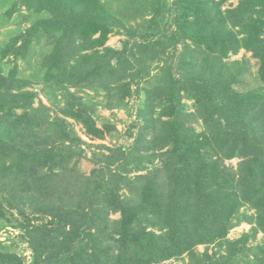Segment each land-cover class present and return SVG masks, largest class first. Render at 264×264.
I'll use <instances>...</instances> for the list:
<instances>
[{"label":"trees","instance_id":"obj_1","mask_svg":"<svg viewBox=\"0 0 264 264\" xmlns=\"http://www.w3.org/2000/svg\"><path fill=\"white\" fill-rule=\"evenodd\" d=\"M227 1L0 0V264H264V0Z\"/></svg>","mask_w":264,"mask_h":264},{"label":"rangeland","instance_id":"obj_2","mask_svg":"<svg viewBox=\"0 0 264 264\" xmlns=\"http://www.w3.org/2000/svg\"><path fill=\"white\" fill-rule=\"evenodd\" d=\"M146 1L148 4L152 2V0H144ZM171 1V0H169ZM238 0H229L227 1V3H225L224 8L228 5V4H233L236 5ZM7 7V5H5V3L0 4V16L1 14L4 12L5 8ZM14 19L12 18L8 24H2L0 26V44L1 42L5 41V39H7V37H9V33L14 30L16 28L15 24L13 23ZM124 40L123 37L121 36H109L108 41L106 42L107 46H110L114 49H121L122 47V41ZM242 57L246 58L249 60L250 62V73L245 75L244 79H243V83L238 84L235 86V88L239 91H245L248 90L250 88H253L255 86H257L258 80L256 78V70H257V61L253 58L250 57L249 53H245L244 51H240L236 56L231 57L230 60H240ZM38 58L36 59H32L31 63L34 64L35 61H37ZM19 70L20 71H25L26 75H28L30 73V69L28 68H24V65H20L19 64ZM91 94V93H90ZM39 100H41L42 102H44L45 104H47L46 99L43 96H39ZM102 96H99V98L95 101H99L101 100ZM38 100V99H37ZM37 100H35V105L37 104ZM139 104V100H132V105L135 107ZM135 110V109H134ZM134 110L132 112V117H130L127 113V111L125 110H116L114 111L112 114L110 112L104 111L100 108H98L97 111V117L98 118H110L112 120V122L114 123V125L116 126L117 130H119V132L124 136L120 139L119 144H122L124 146H128L131 143V139H129L125 134V129L128 127V125L131 124V122H134ZM70 123L73 124V129L75 130V132L81 137L83 138V140L86 143L89 144H105V145H109V139L106 138V140L104 141H99V140H94L91 141L88 138H86L83 134V129L81 128V126L77 123H74L72 120H69ZM100 122H98L99 124ZM96 152H98V150H95ZM90 154H91V150H87L86 152V156L87 158H83L78 167L80 169L81 172H83L84 174L88 175L90 170L93 168V165L90 163L89 158H90ZM237 163V160H232L229 162H226V164L229 165H233L235 166ZM114 218H117V216H115ZM249 230V225L243 223L241 224L239 227L233 229L230 231L229 233V238L230 239H236L238 237H240V235H242V233L246 232ZM17 232H0V242H4V240H8L6 239L7 237H14V235H16ZM261 236L259 235L257 238V242H259ZM197 249L201 252L203 251L204 247L203 246H199L197 247ZM211 249L213 250L214 248L211 247ZM17 254H19V256H21L22 259L25 260V263L28 264L30 262V258H31V253L29 251V249H27L26 245H20L19 249L17 250ZM169 264V263H166Z\"/></svg>","mask_w":264,"mask_h":264}]
</instances>
